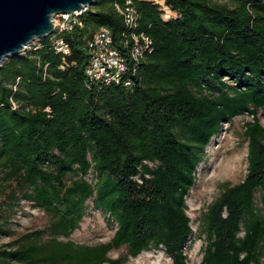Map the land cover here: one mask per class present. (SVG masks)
Instances as JSON below:
<instances>
[{"label":"trees","instance_id":"obj_1","mask_svg":"<svg viewBox=\"0 0 264 264\" xmlns=\"http://www.w3.org/2000/svg\"><path fill=\"white\" fill-rule=\"evenodd\" d=\"M126 1L139 15L133 32L149 37L151 49L129 59L118 84L90 81L87 42L96 31L107 29L128 58L132 31L114 9ZM163 3L172 17L153 0H95L70 31L39 39L0 67L2 181L50 218L0 248V264H125L150 250L188 264L185 201L196 168L221 125L243 114L252 117L244 126L247 172L202 213L199 264H261L264 0ZM55 38L69 55L55 51ZM89 200L116 230L105 243L79 245L71 235ZM121 248L125 257L108 258Z\"/></svg>","mask_w":264,"mask_h":264},{"label":"rangeland","instance_id":"obj_2","mask_svg":"<svg viewBox=\"0 0 264 264\" xmlns=\"http://www.w3.org/2000/svg\"><path fill=\"white\" fill-rule=\"evenodd\" d=\"M167 15L173 16L170 12ZM37 41L32 45H36ZM256 117L264 126V113L258 110ZM250 121L252 117L243 114L223 123L219 133L211 138L205 148L204 159L196 168L195 184L185 201L186 214L192 229V235L183 249L188 264H199L202 257L204 237L199 233L202 213L220 195L225 184L236 185L246 175L248 142L244 136V126ZM2 178L0 173V227L4 231L0 232V248L8 247L23 234L44 229L50 220L45 212L34 208L31 202L21 198L19 188L4 183ZM86 178L90 180L91 176L87 175ZM255 202L260 206L258 193L255 195ZM86 205V214L79 228L71 235V240L79 245H95L109 241L116 230V224L108 221V217L95 208L92 200L87 201ZM126 255L127 250L121 248L109 252L108 258L115 260ZM125 264H172V261L162 251L150 250L135 258H128ZM261 264H264V257Z\"/></svg>","mask_w":264,"mask_h":264},{"label":"built area","instance_id":"obj_3","mask_svg":"<svg viewBox=\"0 0 264 264\" xmlns=\"http://www.w3.org/2000/svg\"><path fill=\"white\" fill-rule=\"evenodd\" d=\"M153 1L163 7L166 15L169 13L164 6L163 0ZM89 7H84L78 12L57 15L52 20L53 33L70 31L73 26L78 24L79 16L87 11ZM114 9L123 18L126 28L132 31L130 34L132 45L130 46L127 42L123 44V48L125 49H128L130 46L127 53L128 58L114 46L112 36L107 29L102 28L96 31L87 42L89 61L85 69V75L90 81H99L105 85L118 84L122 79V75L129 70V59L134 63L139 62L144 53L150 51L152 45L150 38L145 34L133 32L137 28L139 15L130 1H126L124 4L116 3L114 4ZM54 47L57 53H61L62 55L70 54L69 46L62 39L55 38ZM29 48L30 46L22 53ZM129 84V82L125 83V85Z\"/></svg>","mask_w":264,"mask_h":264},{"label":"water","instance_id":"obj_4","mask_svg":"<svg viewBox=\"0 0 264 264\" xmlns=\"http://www.w3.org/2000/svg\"><path fill=\"white\" fill-rule=\"evenodd\" d=\"M95 0H0V67L54 31L59 14L78 12Z\"/></svg>","mask_w":264,"mask_h":264}]
</instances>
